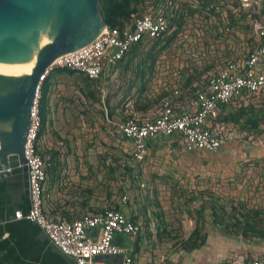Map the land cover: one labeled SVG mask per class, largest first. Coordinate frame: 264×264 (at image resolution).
<instances>
[{
	"label": "crops",
	"instance_id": "obj_1",
	"mask_svg": "<svg viewBox=\"0 0 264 264\" xmlns=\"http://www.w3.org/2000/svg\"><path fill=\"white\" fill-rule=\"evenodd\" d=\"M152 9L164 13L163 7ZM239 23L236 37L226 41L216 38L214 33L209 39L204 32L200 52H196L197 39L188 38L191 22H185L173 37L170 35L177 26H171L170 22L164 37L144 38L134 44L118 64L97 79L100 99L87 100L82 95L94 109L90 117L94 122L89 129L83 122L78 137L73 138L79 143L86 140L87 148H53L52 134L58 137L57 142L66 139L59 132L62 115L54 106L51 91L48 125L39 141L41 151H48L47 155L53 158L44 183V207L49 218L73 220L85 213L108 209L100 190L86 183L88 178L84 184L79 181L86 174L104 175L107 181L116 172L131 177V186L141 185L156 193L154 199H142V203L139 198L134 207L125 208L121 203L124 213L137 218L135 221L142 225L134 241L126 235H117L122 246L134 242L132 264H233L253 259L250 254L257 251V246L215 224L210 208L205 213L207 240L190 248L187 241L196 227L197 214L189 207L199 198L200 205L208 206L204 201L206 186L219 190L215 191L218 196L211 193L214 197H224L220 193H228L227 186H238L242 179V184H250L248 179L256 172L255 168L259 174L264 173V89L259 93L244 91L232 102L219 105L217 117L206 124L222 140L217 151L188 150L183 137L161 135L149 139L145 160L136 161L133 141L125 138L119 128L132 115L144 120L155 117L165 101L177 112L192 111L190 101L211 73L228 61L244 68L249 53L264 44V39L258 30ZM193 34L196 37L195 31ZM255 68L264 73V56ZM78 120L82 121L81 117ZM85 130L89 133H84ZM131 167L135 177L129 176ZM182 186L186 191L191 189L189 199L179 194ZM236 192L230 190V195ZM163 197L171 198L166 206H162ZM29 208V195L20 191L18 183L0 178V264H77L36 223L15 217V211ZM258 253L262 256L264 251ZM123 259V255L100 256L96 261L123 264Z\"/></svg>",
	"mask_w": 264,
	"mask_h": 264
},
{
	"label": "built area",
	"instance_id": "obj_2",
	"mask_svg": "<svg viewBox=\"0 0 264 264\" xmlns=\"http://www.w3.org/2000/svg\"><path fill=\"white\" fill-rule=\"evenodd\" d=\"M260 34L264 26L258 22ZM170 18L163 12L149 9L133 16V21L123 28L106 26L101 34L88 45L71 55L55 60L41 77L40 86L31 109V122L25 144L28 166L30 208L15 211L17 219L36 223L48 239L77 264H102L96 259L123 255V264L133 263L134 242L122 246L117 235H126L133 241L140 235L142 225L132 220L122 209L108 208L93 214L85 213L70 220H57L47 216L44 207V183L48 168L53 166L50 156L41 151L38 135L42 126L40 114L41 86L47 76L57 68H67L97 80L106 70L118 64L130 48L144 38L158 39L169 31ZM264 56V44L258 45L245 59L244 68L228 61L211 73L202 89L195 93L190 104L192 111L177 112L169 101H165L158 115L150 119L130 116L119 125L122 135L133 141V158L143 161L148 153L149 139L164 135H179L188 150L217 151L222 140L206 124L217 117L219 105L228 104L244 91L259 93L264 89V73L257 72L256 64ZM128 201L122 198V205ZM233 264H264V256Z\"/></svg>",
	"mask_w": 264,
	"mask_h": 264
},
{
	"label": "water",
	"instance_id": "obj_3",
	"mask_svg": "<svg viewBox=\"0 0 264 264\" xmlns=\"http://www.w3.org/2000/svg\"><path fill=\"white\" fill-rule=\"evenodd\" d=\"M100 0H0V62L30 73H0V178L29 195L25 144L41 77L55 60L88 45L106 27Z\"/></svg>",
	"mask_w": 264,
	"mask_h": 264
},
{
	"label": "rangeland",
	"instance_id": "obj_4",
	"mask_svg": "<svg viewBox=\"0 0 264 264\" xmlns=\"http://www.w3.org/2000/svg\"><path fill=\"white\" fill-rule=\"evenodd\" d=\"M239 1L240 0H221L219 2L217 12H211L208 10L192 14L188 10V5L192 4L196 6L195 0H192V2H190V0H177V2H179L180 4V7L183 6L185 9V11L182 13L183 15L187 14L185 15L186 22H191L192 24L189 26L190 36L188 38H192L194 41H196L197 39L198 48L196 52H200L201 47L204 46V32L206 33V37H209V39L211 38V34L214 33L216 38L226 41L228 39L236 37L235 32L239 29V22H241V25H244L246 28H251L253 31L258 30V32H260V30L258 29L260 27L258 25V22L260 21H258L254 17L257 11L254 5L259 6L261 0H241L242 7L239 6ZM152 6L158 8L161 7V5L156 3L155 0H146V2L141 5L140 13H142L146 9L154 11L152 9ZM169 11L172 12L171 7L169 8ZM245 14H247V18H245ZM171 16H175V13H173ZM176 17H178V15ZM132 21L133 19L131 20V22ZM193 31L197 33L196 37L194 36ZM1 68H3L2 65H0V69ZM82 80L83 79L82 77H80V74L78 75L77 73L70 74L61 70H54L52 73L51 89L53 100L55 102L54 106L58 107L60 112L59 114L62 115V121L60 119L61 126L59 132L62 133L64 135V138L66 139L62 143H60V141L57 142L58 137L52 134V138L55 140L53 142V148L55 149L72 150L87 148L88 143L86 140L81 141L79 143L78 140L74 141L73 138L74 135L75 137L78 135L79 126H83V122L86 125V128L88 129L90 128V123L94 122L93 118H90L92 117L91 113L94 112V109L90 108L88 102H85L87 100H85L81 94L80 88L81 85H83ZM79 117H81L82 121L78 120ZM84 133L89 132L85 130ZM258 169L260 168L258 167ZM255 171L256 172L251 176V178L248 179L250 184H242V179L238 186L234 184L229 185V187L227 186V188H229L227 190L228 193H220L221 195H224V197L220 196L218 198L220 199V202L224 206H226L229 213L235 212L232 207L240 208V205H242L245 209H248L251 212V215L253 216L257 224L260 227L264 228V173L259 174L256 168ZM86 178H88L87 182L84 181V179ZM255 179H259V182L256 183ZM79 182L83 184L85 182L90 183L92 187H95L100 190L99 193H101V196L103 197V199H105L106 203L108 204L106 208L114 207L119 202L122 203V198L124 195H127L128 197V201L125 204V208H127V206L134 207L136 203L135 201H137L139 198L140 200L138 201L142 203V199L152 200L154 199V195L156 194L155 191L151 188H146L141 185H139L138 187L131 186V177H127L123 174L118 173L111 175V180L107 181H105L104 175L86 174L82 175V179H80ZM240 185L242 186L240 187ZM242 187H244V189H242ZM184 189L185 187L182 186V190L179 191V194L182 197L189 199V196L192 193L191 189H188L187 191ZM230 190H235L237 192L231 196ZM215 191L217 193L219 192V190L217 189L210 190L207 186L204 189V197L207 196V198H204V201H206L208 205L210 204V200H207L208 197L217 198L213 196L214 194L215 196H218ZM170 199L171 198L165 199L163 197L162 206H166L169 203ZM200 201L201 198L197 199L195 203L191 204L189 209L193 212H196V209L200 207ZM130 202H132V204ZM193 204H195L196 206H194ZM235 234L236 236L242 235L240 233ZM240 238L243 241H246L247 243L251 241L253 244H255V246H257V251H254V253L250 254L251 258L254 259L264 256V254L261 256L260 253H258V251H264V238H261L259 236H255L254 238L252 237V235L247 238Z\"/></svg>",
	"mask_w": 264,
	"mask_h": 264
},
{
	"label": "trees",
	"instance_id": "obj_5",
	"mask_svg": "<svg viewBox=\"0 0 264 264\" xmlns=\"http://www.w3.org/2000/svg\"><path fill=\"white\" fill-rule=\"evenodd\" d=\"M192 0H190L191 2ZM221 0H195L196 6L190 4L188 5V10L195 14L197 12H204V10H209L211 12H217L219 2ZM146 2V0H100V10L104 17V20L108 26L112 27H120L123 28L126 25H128L131 20L133 19V16L140 13L141 5H143ZM156 3L160 4L161 7L164 8V13L170 18L171 26L176 25L177 29L172 32V35L175 36L178 34L184 23L185 15H183L182 10L184 8H180L179 2L177 0H155ZM242 1H239V6L242 7ZM155 7V6H154ZM172 8V12L175 13V16H171L173 13L169 11V8ZM256 8V14L254 17L260 21V23L264 26V0L260 1V5H254ZM156 8V7H155ZM180 8V10H179ZM248 14V13H247ZM247 14H245V18H247ZM178 15V17H176ZM168 33V32H167ZM166 33V34H167ZM166 34H164L162 37H164ZM264 39V35H263ZM56 70H61L63 72H68L70 74H80L82 77V84L81 85V94L87 99V100H98L100 99L97 97V93L99 92L97 89V82L98 80L90 79L88 76L78 73L76 71L67 69V68H59ZM53 71L47 76L45 81H43L41 86V92L42 97L40 99V114L42 118V126L38 135V142L41 140L47 125H48V119H49V113H50V94H51V76ZM98 91V92H96ZM40 147V145H38ZM41 151V149H40ZM41 153L44 156H48L47 152ZM53 159V158H51ZM130 174L129 176L133 175L134 168L131 167L129 169ZM116 174V172L114 173ZM132 177H135L134 175ZM157 205H159V202H156ZM115 209H122L121 202L117 203L114 207ZM210 208L211 214L213 216L214 223L217 225H221L225 228L226 231L230 233H240L243 237L247 238L250 235L259 236L261 238H264V228L260 227L253 216L251 215V212L248 209H245L242 205H240V208L238 207H232L235 212L229 213L226 206H224L219 198H211L210 204L207 206L206 204L200 205L198 209H196L197 214V223L196 227L193 230L192 234L190 235L187 245L190 248H196L201 246L203 243L205 244L207 240V235L205 232L206 225L208 224L206 220V209ZM145 210L148 209V206L144 208ZM228 216V217H227ZM134 221L137 218H131ZM204 230V232H203Z\"/></svg>",
	"mask_w": 264,
	"mask_h": 264
},
{
	"label": "bare ground",
	"instance_id": "obj_6",
	"mask_svg": "<svg viewBox=\"0 0 264 264\" xmlns=\"http://www.w3.org/2000/svg\"><path fill=\"white\" fill-rule=\"evenodd\" d=\"M36 61L37 60L34 59L33 61L28 62V63H4V62H0V65H2V67H3L0 69V73H4V74H8V75H20V74H24V73H30L36 64Z\"/></svg>",
	"mask_w": 264,
	"mask_h": 264
}]
</instances>
